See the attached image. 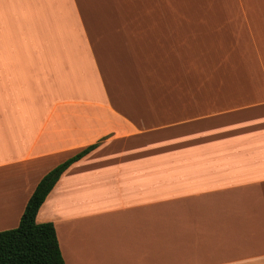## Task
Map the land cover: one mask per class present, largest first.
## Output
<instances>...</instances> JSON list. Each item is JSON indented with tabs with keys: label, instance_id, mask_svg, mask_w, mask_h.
Segmentation results:
<instances>
[{
	"label": "crops",
	"instance_id": "obj_1",
	"mask_svg": "<svg viewBox=\"0 0 264 264\" xmlns=\"http://www.w3.org/2000/svg\"><path fill=\"white\" fill-rule=\"evenodd\" d=\"M90 145L65 264H264V0H0V231Z\"/></svg>",
	"mask_w": 264,
	"mask_h": 264
},
{
	"label": "trees",
	"instance_id": "obj_2",
	"mask_svg": "<svg viewBox=\"0 0 264 264\" xmlns=\"http://www.w3.org/2000/svg\"><path fill=\"white\" fill-rule=\"evenodd\" d=\"M90 145L46 172L29 196L17 226L0 231V264H65L54 225L36 222L38 208L62 172L88 153Z\"/></svg>",
	"mask_w": 264,
	"mask_h": 264
}]
</instances>
